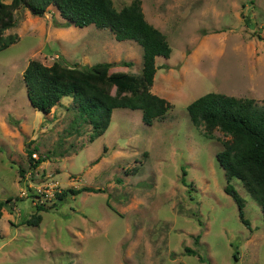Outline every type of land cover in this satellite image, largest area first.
I'll return each instance as SVG.
<instances>
[{
	"label": "rangeland",
	"instance_id": "obj_1",
	"mask_svg": "<svg viewBox=\"0 0 264 264\" xmlns=\"http://www.w3.org/2000/svg\"><path fill=\"white\" fill-rule=\"evenodd\" d=\"M112 1L120 9L133 0ZM139 1L171 48L158 57L150 87L171 108L150 126L140 110L115 108L93 141L71 97L48 112L33 108L23 71L33 59L107 61L115 63L111 75L139 74L141 46L93 24L64 26L54 6L38 16L21 6L1 32L17 42L0 51V200L10 198L0 217V264H264L259 204L230 179L246 226L224 192L216 156L229 135H205L186 110L208 92L264 104V0ZM27 152L44 161L32 168ZM83 186L98 190L73 192Z\"/></svg>",
	"mask_w": 264,
	"mask_h": 264
},
{
	"label": "trees",
	"instance_id": "obj_2",
	"mask_svg": "<svg viewBox=\"0 0 264 264\" xmlns=\"http://www.w3.org/2000/svg\"><path fill=\"white\" fill-rule=\"evenodd\" d=\"M21 6L36 16L54 6L65 20L64 26L83 28L93 24L109 29L118 41L132 40L142 48L139 74L111 75L109 70L115 63L107 61L80 67L58 60L50 65L30 60L23 71V81L33 108L48 112L63 97H71L78 114L92 126L91 141L106 131L115 108L140 110L142 122L147 126L164 118L171 105L165 98L153 94L150 87L157 68L155 58H168L171 48L165 35L147 22L139 0L120 9L114 7L112 0H10L0 3V51L17 42L14 35L4 40L1 32L14 25L13 12ZM119 65L132 66L133 63L120 61ZM112 87L114 94L109 91ZM186 110L191 123L203 126L205 135H211L214 129L229 135L216 158L226 177L224 192L236 203L240 220L249 226V221L244 218V200L230 185L231 178L244 183L264 217V104L259 106L254 99L208 92L190 102ZM27 154L32 168L44 161V158H32L30 152ZM19 172L23 176V171ZM185 175L182 170V181ZM96 190L83 186L73 192ZM62 196L59 193V197ZM9 202L10 198L0 200V217L4 208L10 209ZM35 208L42 209L41 205ZM39 218V215L34 216L29 223L37 224Z\"/></svg>",
	"mask_w": 264,
	"mask_h": 264
},
{
	"label": "crops",
	"instance_id": "obj_3",
	"mask_svg": "<svg viewBox=\"0 0 264 264\" xmlns=\"http://www.w3.org/2000/svg\"><path fill=\"white\" fill-rule=\"evenodd\" d=\"M215 50H216V49H212L211 52L215 53ZM215 54H217V53H215ZM158 57H159V56H158ZM158 57L155 58V63L157 62ZM168 64H169V63H168ZM156 66H157V65H156ZM156 69H158V67H157ZM156 71H157V70H156ZM155 73H156V72H155ZM159 96L164 98V95H162V94H160Z\"/></svg>",
	"mask_w": 264,
	"mask_h": 264
}]
</instances>
